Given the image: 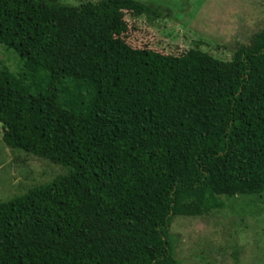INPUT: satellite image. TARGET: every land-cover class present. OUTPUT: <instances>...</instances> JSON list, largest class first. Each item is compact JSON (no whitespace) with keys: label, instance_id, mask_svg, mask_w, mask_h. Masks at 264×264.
Listing matches in <instances>:
<instances>
[{"label":"trees","instance_id":"obj_1","mask_svg":"<svg viewBox=\"0 0 264 264\" xmlns=\"http://www.w3.org/2000/svg\"><path fill=\"white\" fill-rule=\"evenodd\" d=\"M140 16L162 14L0 0V46L19 58L0 61L2 140L64 171L0 202V264H183L176 217L264 199V26L221 59L136 46Z\"/></svg>","mask_w":264,"mask_h":264},{"label":"rangeland","instance_id":"obj_2","mask_svg":"<svg viewBox=\"0 0 264 264\" xmlns=\"http://www.w3.org/2000/svg\"><path fill=\"white\" fill-rule=\"evenodd\" d=\"M138 1L154 4L162 16L129 17L130 38L137 39L136 46L160 51H182L200 42L213 56L230 59L237 43L248 44L264 26V0ZM18 60L0 46V61L14 73L19 71ZM61 168L21 149L11 150L2 140L0 125V202L52 182L64 173ZM225 202L223 212L213 216L174 219L176 259L183 264H264V199L233 197Z\"/></svg>","mask_w":264,"mask_h":264}]
</instances>
